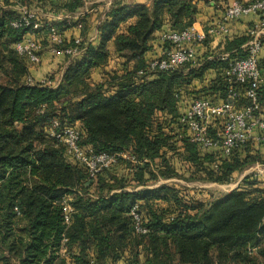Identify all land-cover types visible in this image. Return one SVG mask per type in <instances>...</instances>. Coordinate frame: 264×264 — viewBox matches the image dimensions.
<instances>
[{"label": "trees", "instance_id": "1", "mask_svg": "<svg viewBox=\"0 0 264 264\" xmlns=\"http://www.w3.org/2000/svg\"><path fill=\"white\" fill-rule=\"evenodd\" d=\"M198 1L214 12L203 23L206 32L224 11V0H114L99 20L96 44L67 39L71 20L41 19L35 30L41 45H51L54 26L62 36L59 48L75 46V38L83 48L52 87L26 81L28 60L15 44L30 28L13 26L21 14L11 6L63 15L79 10L83 0H2L0 76L7 80L0 79V264H264L260 175H246L213 198L165 183L150 187L173 178L227 184L264 164V142L251 140L224 155L220 147L190 142L180 121L195 98L221 103L230 88L243 93L244 85L226 75L229 62L247 55L241 48L247 32H232L243 17L227 35L197 43L189 62L167 72L150 70L171 50L161 35L191 28ZM261 44L257 95L264 108ZM198 47L207 51L199 55ZM249 103L241 97L237 107ZM210 126L213 133L222 120ZM64 127L79 130L82 147L120 154L116 163L89 179L50 135ZM133 206L145 232L136 229Z\"/></svg>", "mask_w": 264, "mask_h": 264}, {"label": "built area", "instance_id": "2", "mask_svg": "<svg viewBox=\"0 0 264 264\" xmlns=\"http://www.w3.org/2000/svg\"><path fill=\"white\" fill-rule=\"evenodd\" d=\"M18 10L21 17L13 22V26H27L30 28V32L22 42L15 44V50L24 55L29 63L36 64L39 60L37 54L39 44L35 40V30L42 23L36 20L31 9L20 6ZM248 15H255L257 21L247 29L249 40L241 46L247 55L229 62L226 70L228 77L244 85L243 93L230 88L226 99L221 103L195 98L180 117L190 142L203 149L220 147L224 155L230 154L233 149L251 140L264 142V108L260 107L257 95L258 87L262 82L257 58L262 46L261 35L264 33V0H230L221 16L206 32L203 28L191 27L181 32L162 34L161 39L170 43L171 50L168 51L165 58L155 59L150 63L151 71L174 70L192 59L197 43L203 42L207 36L227 35L233 22ZM49 40L51 53L68 56L69 60L78 56L83 50L78 47L81 44L79 38L74 39L75 46L59 48L62 38L54 26L50 27ZM27 81L29 82L31 79L28 78ZM241 97L249 100V105L237 107ZM216 118L222 120V126L219 130L211 133L210 123ZM52 124L53 127L58 125L55 121ZM50 135L65 144L67 153L85 167L89 179L115 164L116 158L120 156V154L95 153L89 146H80V132L76 128L64 127L58 132L52 129ZM260 175L264 177V173H260ZM70 210L69 207L64 208L65 212ZM131 215L136 222V229L139 232H145L139 225L137 206L132 207ZM64 220L65 222L69 221L67 214H65Z\"/></svg>", "mask_w": 264, "mask_h": 264}, {"label": "rangeland", "instance_id": "3", "mask_svg": "<svg viewBox=\"0 0 264 264\" xmlns=\"http://www.w3.org/2000/svg\"><path fill=\"white\" fill-rule=\"evenodd\" d=\"M1 2L2 0H0V4ZM11 7L15 8L19 12L18 10V8L20 7L19 5H14ZM30 9H31L30 11L35 14L36 20H38L39 22H41V19L44 22L49 21V20L52 21V19L50 18H52L53 15H55L54 18L59 17V18H56L55 21L59 19L62 20L64 18L68 20L67 17H65L64 15L60 13H56L54 11H51V13H53L52 17L47 18L46 17L47 14L43 16V12H46V11L42 9L41 11H39L37 8H33V7ZM98 16H100V14H98ZM252 26L253 24L251 23V26H249L247 29H249ZM35 40L39 44V50L37 52L39 60L36 64L29 63L28 61L26 62V67L29 72V75L27 76L26 81L29 78L31 79V81L29 82L27 81L29 84H32L33 82H39V83H45V85L55 87L60 82L63 69L66 67V65L68 64L70 60L69 59L66 60L65 55L51 53V51L49 50L51 45H49V47L46 46V43L45 45H41V41L39 38H36ZM261 40H264V33H262L261 35ZM47 52L50 55H48ZM260 56L264 57V48H262L260 52ZM33 74H36V76L39 78V81H36L37 77H35V75ZM0 79L3 81L7 80V78L4 75H1ZM96 79L97 78H95L94 80ZM174 161L175 160L171 158V162L174 163ZM175 166L178 168L180 172L185 171V168L183 167V165L181 166L180 163L175 162ZM260 173H264V164L255 163L252 166L243 170L241 173L235 174L234 177H232L231 182L227 184H219V183H214V182H202V181H185L182 179L173 178L170 180L158 179L155 182V184L151 185L150 187H156L160 184L165 183V184L176 186L178 188H187L190 192L202 191V195H205V196L209 195L212 198L221 197L224 194L231 191L232 189H234L244 176L250 175V174L259 176ZM184 174H186V172H184ZM260 177L262 176L260 175Z\"/></svg>", "mask_w": 264, "mask_h": 264}, {"label": "crops", "instance_id": "4", "mask_svg": "<svg viewBox=\"0 0 264 264\" xmlns=\"http://www.w3.org/2000/svg\"><path fill=\"white\" fill-rule=\"evenodd\" d=\"M114 0H83V6L73 13L63 14L65 17H67L68 20L73 21L74 26H72L69 29H66L64 31L65 37L67 39L73 38V37H80V39L84 40V43L91 42L93 44H96L98 41V32H97V25L99 23L100 18L103 17L104 12L109 8L111 2ZM125 3H142L145 0H122ZM230 0H224V3L228 4ZM220 4H223L222 1H220ZM225 4V5H226ZM198 12L196 16V21L193 23L192 27L196 29L203 28V23L207 21L211 16L214 15V12L211 8V6L206 5L203 1L197 2ZM48 8V7H47ZM39 11H41L40 8H37ZM43 12V16L49 18L52 17L53 13L51 11ZM100 14V16H98ZM41 15V14H40ZM53 15L52 21H55L56 18ZM60 20V19H59ZM50 21V20H49ZM257 21V17L255 15H248L242 18L241 21L237 22L234 27L232 25V32L235 34H241L243 31L245 32L249 26H251V23H255ZM76 22V23H75ZM83 26V29H82ZM84 33V35L82 34ZM199 55H203L207 49L199 48L198 47ZM48 53V52H47ZM48 55H50L48 53ZM36 76V74H33ZM36 81H39V78L37 77Z\"/></svg>", "mask_w": 264, "mask_h": 264}]
</instances>
